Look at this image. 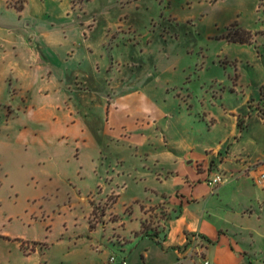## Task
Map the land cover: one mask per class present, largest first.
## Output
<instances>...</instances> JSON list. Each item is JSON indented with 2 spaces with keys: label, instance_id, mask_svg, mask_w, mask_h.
<instances>
[{
  "label": "rangeland",
  "instance_id": "374dc122",
  "mask_svg": "<svg viewBox=\"0 0 264 264\" xmlns=\"http://www.w3.org/2000/svg\"><path fill=\"white\" fill-rule=\"evenodd\" d=\"M256 4L0 5L7 38L0 45V264H106L111 254L134 264L146 242H117L134 240L140 222L153 221L141 202L176 194L189 172L198 180L212 175L210 163L227 154L224 168L237 165V155L261 162L255 104L264 35ZM237 32L248 43L229 42ZM108 93L139 97L141 108L125 101L111 115ZM89 236L109 247L90 249Z\"/></svg>",
  "mask_w": 264,
  "mask_h": 264
},
{
  "label": "crops",
  "instance_id": "0c3cea01",
  "mask_svg": "<svg viewBox=\"0 0 264 264\" xmlns=\"http://www.w3.org/2000/svg\"><path fill=\"white\" fill-rule=\"evenodd\" d=\"M5 2L6 0H0V5L3 6ZM256 2V10L260 16L264 10V0ZM6 42L7 38L1 35L0 45L3 47ZM251 42L257 43V38L252 37ZM103 101L108 103V113L113 110L111 115L115 116H118V112L125 107V101L132 102L138 110L142 103L139 97L133 95L112 96L110 93L103 95ZM143 114L145 115V111ZM147 115L150 117V113ZM257 118L261 125L259 135L264 139V121L258 116ZM233 129H236L234 125ZM233 134H236L235 130ZM250 143L255 144L253 141ZM227 155L220 162L213 160L210 163L209 173L214 171L212 175L198 180L189 172L181 179L182 186H177L176 194H163L154 202L152 200L141 202L145 209L166 203L171 220L167 222L165 233L159 236L135 238L131 233L134 240L127 236L121 237L126 239L123 242L127 244L137 239L140 243L146 242L140 258L137 255L134 264H203L204 261L210 264H264V185L259 186L255 183L258 169L264 171V156L262 160L258 158L257 161L261 162L255 164L249 155L246 160L236 154L234 161L238 164L232 162L234 167L224 168L223 164L228 163ZM201 171L205 172L204 169ZM219 171L224 173L222 175L226 180L218 187L219 189H213L209 187L208 180L215 174L222 173ZM229 186L232 189L230 194H227L226 188ZM228 198L230 200L225 201ZM107 224L105 223L103 228ZM90 230L95 231L97 228ZM139 230L140 225L133 231ZM104 237L109 241L111 236L107 233ZM86 245L101 252L104 243L89 236ZM212 245H215V249L210 251ZM104 246L107 248L108 244ZM45 247L48 245L45 244ZM111 255L106 264H121L122 261L129 264L126 257L119 258L115 255V262L111 263Z\"/></svg>",
  "mask_w": 264,
  "mask_h": 264
},
{
  "label": "trees",
  "instance_id": "16d2710c",
  "mask_svg": "<svg viewBox=\"0 0 264 264\" xmlns=\"http://www.w3.org/2000/svg\"><path fill=\"white\" fill-rule=\"evenodd\" d=\"M21 3L24 2V0H20ZM23 8V4L20 5V10ZM236 25H233V27ZM239 32H237L236 37H231V33H229L228 40L229 42H234V43H241V44H246L248 43L247 40L240 39L238 36ZM255 109L257 116L261 118L264 121V85L260 89V98L258 102L255 104ZM166 203H160L154 207L152 219L153 221H150V224L148 223L147 225L144 222H140V230L134 232L133 236L141 238L143 236H148V237H154V236H159V234H164L166 230V225L169 220H171V214L167 211L166 208ZM210 242V241H209ZM118 245L124 246L127 243L126 242H117Z\"/></svg>",
  "mask_w": 264,
  "mask_h": 264
},
{
  "label": "built area",
  "instance_id": "2783aa9c",
  "mask_svg": "<svg viewBox=\"0 0 264 264\" xmlns=\"http://www.w3.org/2000/svg\"><path fill=\"white\" fill-rule=\"evenodd\" d=\"M262 16L264 18V10L262 12ZM261 33L264 35V22L262 25ZM225 180L226 179L222 174L217 173L210 180H208V185L214 188L216 186L223 184ZM255 183L256 185H259V186L264 185V171L263 170L257 172L256 177H255ZM110 262L111 263L115 262L114 256L110 258ZM121 264H126V261H122ZM203 264H210V263L208 261H204Z\"/></svg>",
  "mask_w": 264,
  "mask_h": 264
}]
</instances>
